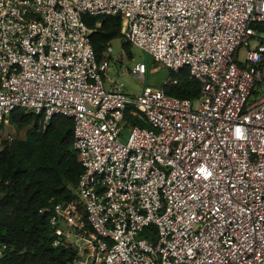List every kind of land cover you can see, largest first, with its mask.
Returning a JSON list of instances; mask_svg holds the SVG:
<instances>
[{
  "label": "built area",
  "instance_id": "2783aa9c",
  "mask_svg": "<svg viewBox=\"0 0 264 264\" xmlns=\"http://www.w3.org/2000/svg\"><path fill=\"white\" fill-rule=\"evenodd\" d=\"M87 15L121 16L123 39L188 68L200 98L129 94L109 78L111 44L98 60ZM261 22L264 0H0V128L16 109L43 133L74 120L78 197L40 209L53 245L74 252L65 264H264Z\"/></svg>",
  "mask_w": 264,
  "mask_h": 264
},
{
  "label": "trees",
  "instance_id": "16d2710c",
  "mask_svg": "<svg viewBox=\"0 0 264 264\" xmlns=\"http://www.w3.org/2000/svg\"><path fill=\"white\" fill-rule=\"evenodd\" d=\"M84 21L94 29L91 43L98 60L117 39L122 40L123 52L133 57L134 46L122 37L121 16L87 15ZM256 27L264 31V22ZM164 68L170 79L161 86L165 93L193 101L200 98L202 85L188 68L179 72ZM8 118L9 129L21 132H14L10 141L9 129L0 128V264H65L74 252L53 245L50 214L40 209L78 197L83 167L74 148V120L55 116L43 133L37 127L39 118L31 112L16 109ZM31 124L34 128L21 136Z\"/></svg>",
  "mask_w": 264,
  "mask_h": 264
},
{
  "label": "rangeland",
  "instance_id": "374dc122",
  "mask_svg": "<svg viewBox=\"0 0 264 264\" xmlns=\"http://www.w3.org/2000/svg\"><path fill=\"white\" fill-rule=\"evenodd\" d=\"M122 40L117 39L114 42H112L113 46V53H112V61L110 68L108 70L109 78L111 79H118L119 81L123 82L125 85V89L129 94H137L139 93L143 87H154V88H161L162 84L167 80L168 76V70L164 68V65L159 62H154L153 57L145 52L144 50H141L137 47L132 48L133 57L129 58L125 52L123 53L122 47ZM252 47H255L257 45L256 41H252L250 43ZM124 55V61L123 63H120L117 60V56L122 54ZM246 51L243 49L239 53V58L241 61L245 58ZM145 63L147 66V71L143 78H139L134 76L132 73H126L122 75V69L125 67L133 69V66L137 63ZM254 99V97H252ZM197 102H194L195 108L197 107ZM34 125H28L25 127L21 133V136H24L29 132V130L33 129ZM16 135H20L21 131H18L17 129H14ZM130 131L129 129L125 128L122 141L127 142L129 137Z\"/></svg>",
  "mask_w": 264,
  "mask_h": 264
},
{
  "label": "crops",
  "instance_id": "0c3cea01",
  "mask_svg": "<svg viewBox=\"0 0 264 264\" xmlns=\"http://www.w3.org/2000/svg\"><path fill=\"white\" fill-rule=\"evenodd\" d=\"M111 79V78H110ZM109 83V82H108Z\"/></svg>",
  "mask_w": 264,
  "mask_h": 264
}]
</instances>
